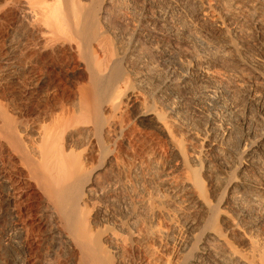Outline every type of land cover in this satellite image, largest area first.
<instances>
[{
	"label": "bare ground",
	"instance_id": "1",
	"mask_svg": "<svg viewBox=\"0 0 264 264\" xmlns=\"http://www.w3.org/2000/svg\"><path fill=\"white\" fill-rule=\"evenodd\" d=\"M0 42V264H264V0H0Z\"/></svg>",
	"mask_w": 264,
	"mask_h": 264
},
{
	"label": "rangeland",
	"instance_id": "2",
	"mask_svg": "<svg viewBox=\"0 0 264 264\" xmlns=\"http://www.w3.org/2000/svg\"><path fill=\"white\" fill-rule=\"evenodd\" d=\"M0 44H2L0 42ZM70 76H68L69 78ZM13 87H9V88H6L4 89L3 92H5V94L1 91L0 92V103L3 104L2 102H4V104L6 103V98H8V96L11 94L10 92H16V89H14L13 91ZM136 127H134L135 129ZM136 131V134L138 137H140V141H142V143L145 142L146 143H151L152 142V139H154V137H152L147 131H145V129L143 128H140V127H137L135 129ZM34 195L30 193H28V195H26V198L23 199V202L21 205L23 208H24V213H25V216L27 217H31L34 213H35V210H36V207H37V203L36 202V199L34 198ZM10 205V201L4 197V196H0V226L3 228H6L8 226V224L10 223V212H11V206ZM35 208V209H34ZM42 228H44L42 226ZM44 230V229H43ZM43 230L41 231V233L43 232ZM1 235V234H0ZM0 245H2V241H1V236H0Z\"/></svg>",
	"mask_w": 264,
	"mask_h": 264
}]
</instances>
